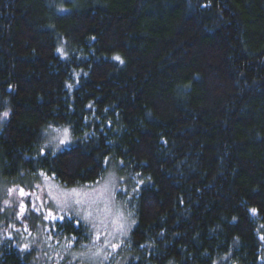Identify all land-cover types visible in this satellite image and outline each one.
I'll return each instance as SVG.
<instances>
[{
  "label": "trees",
  "instance_id": "16d2710c",
  "mask_svg": "<svg viewBox=\"0 0 264 264\" xmlns=\"http://www.w3.org/2000/svg\"><path fill=\"white\" fill-rule=\"evenodd\" d=\"M51 127L74 144L42 148ZM112 163L133 190L126 264H264V0H0V264H42L29 219L90 245L19 196Z\"/></svg>",
  "mask_w": 264,
  "mask_h": 264
},
{
  "label": "rangeland",
  "instance_id": "374dc122",
  "mask_svg": "<svg viewBox=\"0 0 264 264\" xmlns=\"http://www.w3.org/2000/svg\"><path fill=\"white\" fill-rule=\"evenodd\" d=\"M43 132L42 148L44 149L58 151L74 144L68 127H51ZM122 183V178L117 174V167L112 163L105 178L93 186L64 188L52 179L42 176L34 192L22 191L19 196L22 199L18 200L19 207L28 202L29 209L33 207L34 219L40 216V211L50 207L55 212L65 214L92 230L93 237L90 245L75 249L73 244L68 247L63 242H59L58 245L53 242V244L47 243L48 237H45L44 229L41 228L43 226L29 219L30 222L26 221V227H24L27 230L25 238L31 242L35 251L37 250L38 262L42 264H126L124 258L117 256V251L130 237L135 219L129 212L127 201L118 197L120 189H123L126 199L133 195L132 188L120 186ZM11 186L12 184L8 186L0 182V200L5 207L14 204ZM34 187L35 185L31 188L34 189Z\"/></svg>",
  "mask_w": 264,
  "mask_h": 264
},
{
  "label": "bare ground",
  "instance_id": "6f19581e",
  "mask_svg": "<svg viewBox=\"0 0 264 264\" xmlns=\"http://www.w3.org/2000/svg\"><path fill=\"white\" fill-rule=\"evenodd\" d=\"M40 178H41V177H39V179H38L37 181H35L34 183L31 184L30 187H33V186L35 185L34 189H31L33 192L36 190V185L39 184Z\"/></svg>",
  "mask_w": 264,
  "mask_h": 264
},
{
  "label": "snow or ice",
  "instance_id": "6c2138e0",
  "mask_svg": "<svg viewBox=\"0 0 264 264\" xmlns=\"http://www.w3.org/2000/svg\"><path fill=\"white\" fill-rule=\"evenodd\" d=\"M5 115H7V113H5ZM61 143H63V141H61ZM73 191H75V190H73ZM115 247V246H114Z\"/></svg>",
  "mask_w": 264,
  "mask_h": 264
}]
</instances>
